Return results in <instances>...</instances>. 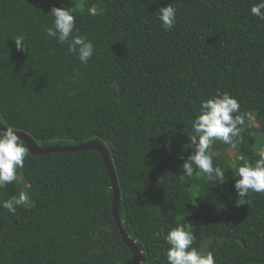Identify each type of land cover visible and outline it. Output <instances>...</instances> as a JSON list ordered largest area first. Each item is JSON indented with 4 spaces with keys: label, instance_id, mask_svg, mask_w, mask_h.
<instances>
[{
    "label": "trees",
    "instance_id": "trees-1",
    "mask_svg": "<svg viewBox=\"0 0 264 264\" xmlns=\"http://www.w3.org/2000/svg\"><path fill=\"white\" fill-rule=\"evenodd\" d=\"M256 2L0 0V122L41 147H105L140 264H167L163 235L183 217L193 223V246L212 252L216 264H264V194L239 204L228 167L264 150V21L250 14ZM168 3L177 22L165 31L158 10ZM53 6L69 7L78 34L93 42L87 64L46 36ZM20 34L27 49L15 46ZM225 92L245 121L235 148L218 140L211 147L226 182L186 180L180 165L193 151L191 120L201 100ZM22 190L34 207L16 214L0 207V264L133 263L97 150L29 152L0 201Z\"/></svg>",
    "mask_w": 264,
    "mask_h": 264
},
{
    "label": "clouds",
    "instance_id": "clouds-1",
    "mask_svg": "<svg viewBox=\"0 0 264 264\" xmlns=\"http://www.w3.org/2000/svg\"><path fill=\"white\" fill-rule=\"evenodd\" d=\"M176 13L177 9L171 3L158 10V19L165 31L175 26ZM48 14H51L53 20L52 25L45 28L46 36L61 46L66 45L68 55H74L81 64H87L94 54V44L86 36L78 34L75 16L69 7L53 6ZM250 14L264 21V0L253 3ZM13 40L18 50L27 49L23 34L17 35ZM112 86L119 88L115 83ZM239 112L240 103L227 92L201 100L199 110L191 120L195 134L188 136L193 151L180 165V172L186 180L194 175H202L209 185L226 182V171L214 164L211 147L217 140L236 147L245 124L244 117ZM18 133L12 125L0 127V188L17 181L18 172L24 167L25 158L29 155V148ZM228 167H235V171L231 173L239 204H251V200L247 199L250 193L264 194V150L258 152L254 161H244L241 165L233 162ZM0 207L10 214H16L19 207H34V201L27 191L22 190L0 201ZM182 219L183 223L178 222L163 235L168 245L167 264H216L212 252H204L193 246L196 241L193 223L184 217Z\"/></svg>",
    "mask_w": 264,
    "mask_h": 264
},
{
    "label": "water",
    "instance_id": "water-1",
    "mask_svg": "<svg viewBox=\"0 0 264 264\" xmlns=\"http://www.w3.org/2000/svg\"><path fill=\"white\" fill-rule=\"evenodd\" d=\"M3 126L4 125L0 122V127H3ZM18 132H19L18 135L21 137L22 140L25 141L26 146L29 148V152L34 153V154L48 153V152H53V151H74V150H85V149H94L100 153L104 161V164L106 166V169L108 171V174L110 176L111 188H112V214H113L114 221L118 227V230L120 231V234L124 242L127 244V246L131 249L133 253V263L132 264H140L141 263V251L139 247L135 244V242L128 236L127 232L124 230L120 216H119L118 183H117L114 169L112 167L111 161L109 159V156H108V153L105 147L100 142H97V141H87V142L75 144V145H49V146L41 147L38 144H36L30 137V135H28L27 133L21 132V131H18Z\"/></svg>",
    "mask_w": 264,
    "mask_h": 264
},
{
    "label": "rangeland",
    "instance_id": "rangeland-1",
    "mask_svg": "<svg viewBox=\"0 0 264 264\" xmlns=\"http://www.w3.org/2000/svg\"><path fill=\"white\" fill-rule=\"evenodd\" d=\"M229 153L232 154V153H234V151L233 150H230Z\"/></svg>",
    "mask_w": 264,
    "mask_h": 264
}]
</instances>
